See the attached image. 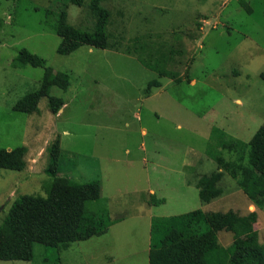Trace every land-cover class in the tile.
Listing matches in <instances>:
<instances>
[{
    "label": "rangeland",
    "instance_id": "1",
    "mask_svg": "<svg viewBox=\"0 0 264 264\" xmlns=\"http://www.w3.org/2000/svg\"><path fill=\"white\" fill-rule=\"evenodd\" d=\"M90 1L0 0V149H28L26 170L0 169V225L17 198L46 196L48 148L58 139L66 163L59 176L99 182L101 198L88 208L117 221L67 250L33 243L32 262L0 264H53L57 255L62 264H149L152 218L196 210L256 212L263 244L264 208L236 179L226 173L224 193L211 203L196 184L218 170L219 156L240 157L213 136L248 144L264 125V0H103L110 47L58 54L50 13L66 7L71 25L91 30ZM22 49L71 76L67 91L51 89L65 103L58 114L47 98L34 114L13 110L44 75L43 68L13 67ZM153 194L165 203L151 205ZM219 240L227 247L234 236L222 231Z\"/></svg>",
    "mask_w": 264,
    "mask_h": 264
},
{
    "label": "trees",
    "instance_id": "2",
    "mask_svg": "<svg viewBox=\"0 0 264 264\" xmlns=\"http://www.w3.org/2000/svg\"><path fill=\"white\" fill-rule=\"evenodd\" d=\"M67 2L78 7L85 4V0ZM89 7L96 18L91 30L71 25L66 7L58 14L54 11L50 13L54 16L52 28L61 38L58 54L70 55L83 46L102 50L110 47V12L103 6V0H91ZM26 66L44 69L42 83L39 89L23 96L13 110L34 114L38 112L41 99L47 98L50 111L58 114L65 103L62 98L52 96L51 89L57 87L67 91L71 76L66 72H56L44 58L22 49L13 67L20 69ZM161 74L170 77L169 72L161 71ZM154 84L160 87L159 82L155 81ZM213 137L223 149L230 152L235 149L241 154L235 162L219 156L218 170L199 178L196 186L201 200L211 203L223 195L220 183L227 173L238 181V186L252 204L263 209L264 125L248 144L234 139L226 142L222 132ZM27 153L25 146L11 151L0 149V169L15 172L26 170ZM48 153L50 160L46 173L52 180L44 186L46 196L23 195L13 202L8 216L0 225V261L32 262L33 243L57 248L61 252L72 243L106 234L114 223L106 211L88 208L90 202L101 198L99 182L82 184L59 176L66 165L62 161L59 139L48 148ZM163 203L165 199L151 195V205ZM257 221L256 212L242 217L232 210L226 213L196 210L178 216L153 217L149 264H264V243L259 242V233L255 229ZM222 231L231 232L234 236L233 242L227 247L219 240ZM53 264H62L59 255Z\"/></svg>",
    "mask_w": 264,
    "mask_h": 264
},
{
    "label": "crops",
    "instance_id": "3",
    "mask_svg": "<svg viewBox=\"0 0 264 264\" xmlns=\"http://www.w3.org/2000/svg\"><path fill=\"white\" fill-rule=\"evenodd\" d=\"M150 193H154V191L153 190H151V192ZM113 221H114V223L117 221V220H114L113 219ZM114 223L110 226V227H112L113 225H114Z\"/></svg>",
    "mask_w": 264,
    "mask_h": 264
}]
</instances>
